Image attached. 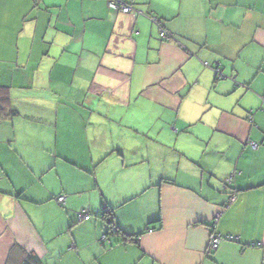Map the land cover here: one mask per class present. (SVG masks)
Returning a JSON list of instances; mask_svg holds the SVG:
<instances>
[{"label":"crops","instance_id":"1","mask_svg":"<svg viewBox=\"0 0 264 264\" xmlns=\"http://www.w3.org/2000/svg\"><path fill=\"white\" fill-rule=\"evenodd\" d=\"M129 1L0 0V264H264V0Z\"/></svg>","mask_w":264,"mask_h":264},{"label":"trees","instance_id":"2","mask_svg":"<svg viewBox=\"0 0 264 264\" xmlns=\"http://www.w3.org/2000/svg\"><path fill=\"white\" fill-rule=\"evenodd\" d=\"M125 1L129 2L133 6V4L129 0H125ZM145 15L148 18H149L150 15H155V16L159 17L160 20H161V22L163 23V19L160 16H158L157 14H154V13H150L149 12V13H146ZM149 20L151 21L150 18H149ZM151 22L156 26L157 33L160 36V38L165 39V38H163L161 36V34L159 32L158 26L153 21H151ZM163 25H164V23H163ZM164 27H165V25H164ZM173 37H174V35H173ZM9 99H10V96L8 95V89H7V87L6 86H3V85H0V118H2L4 116H10V115L16 113V110L13 107H11V105H9V103H10ZM85 211H86V209H85ZM78 212L79 211H77V213ZM77 213H76V215H77ZM100 214L106 220V224H107L106 230H107V233H109L110 235H118V234L125 233L124 230H122V228L113 220L112 215H111V208L107 205V203H105L103 201H102L101 206H100ZM148 229H152V227H149ZM125 234H127V232ZM136 235H138V233H136ZM103 237L107 241H110L111 240V238L109 236H103ZM225 240H227V239H225ZM25 258H26V261L28 260L27 261V264L31 260H34L35 262H38L39 261V258L37 257V255L33 254L31 251H26Z\"/></svg>","mask_w":264,"mask_h":264},{"label":"built area","instance_id":"3","mask_svg":"<svg viewBox=\"0 0 264 264\" xmlns=\"http://www.w3.org/2000/svg\"><path fill=\"white\" fill-rule=\"evenodd\" d=\"M108 2L113 7L118 8L119 10L124 11V12H129V11L137 12L138 11L129 2L125 0H108ZM149 18L151 19V21H153L158 26L159 32L163 38L170 39L173 37L172 31L164 27L159 17L155 15H150ZM230 181H231V175L226 178V182H230ZM57 200L61 202L63 200V195H59L57 197ZM217 216H218V213L215 214V219H217ZM88 217H89V213L86 212L84 208L79 210V212L77 213V218L79 219L88 218ZM225 239L236 240L238 239V236L231 234V233H221V232H216L213 230L210 231L208 235V240H207L208 242L206 245L207 250H209L210 248H215L222 240H225Z\"/></svg>","mask_w":264,"mask_h":264}]
</instances>
